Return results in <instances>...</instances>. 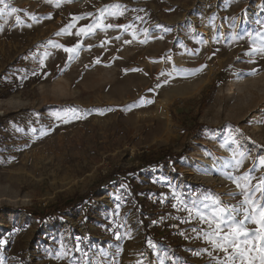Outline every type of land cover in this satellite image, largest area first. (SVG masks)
Instances as JSON below:
<instances>
[{
  "label": "rangeland",
  "instance_id": "rangeland-1",
  "mask_svg": "<svg viewBox=\"0 0 264 264\" xmlns=\"http://www.w3.org/2000/svg\"><path fill=\"white\" fill-rule=\"evenodd\" d=\"M5 2L20 10L0 17V241H6L0 257L5 264H68L54 254L61 243L74 248L79 238L81 248H103L118 264L177 259L211 264L208 255L194 254L210 247L192 231L207 230V224L195 214L185 223L189 213L174 195L211 192L236 205L243 197L227 195L239 193L228 173L241 176L256 168L257 179L264 176V167H257L264 156V55H246L253 46L246 33H255L256 21H264V0H62L60 7L47 0ZM115 4L125 8L110 11H123L122 16L105 14L93 33L76 35L100 18V9ZM75 16L85 18L75 21L71 34L57 35ZM107 24L132 27L106 29ZM144 29L147 43L141 42ZM49 41L79 44L78 55L69 60V53ZM70 107L87 118L56 119ZM187 146L182 157L128 178L151 213L145 234L135 203L120 192L112 174L140 165L144 152L170 147L178 153ZM241 151L246 158L240 168L224 167ZM76 194L87 195L90 204L51 221L24 210H44Z\"/></svg>",
  "mask_w": 264,
  "mask_h": 264
},
{
  "label": "snow or ice",
  "instance_id": "snow-or-ice-1",
  "mask_svg": "<svg viewBox=\"0 0 264 264\" xmlns=\"http://www.w3.org/2000/svg\"><path fill=\"white\" fill-rule=\"evenodd\" d=\"M48 3L55 2L56 7H60L62 0H47ZM63 2L71 3L72 0H63ZM0 17L5 15L11 16L13 13H17L20 10L11 7L9 9L8 3L5 0H0ZM124 9L125 6L121 4L109 5L100 9V18L92 24H88L81 27L76 33L77 36L83 35L88 36L93 33L97 27L101 26V20L107 16L119 15L122 16L123 11L119 13H113L110 9ZM6 10H8L6 12ZM91 15V14H88ZM17 23L21 22V17L17 15ZM32 19H36L33 15ZM84 16L73 17V23L66 26L65 29H61L57 35L64 34L75 26V21L84 19ZM137 19H143L142 17H137ZM215 17L212 18L214 21ZM258 25L255 33L247 32L246 35L253 37L252 48L246 53L249 57L264 55V31H261V27H264V21L257 20ZM106 29H111L114 27H122L125 30L132 27V25H113L107 24L104 26ZM156 27H163L162 25H157ZM3 29L0 28V31ZM165 31H171V29L166 28ZM135 36V32L132 33ZM144 34L146 39L141 41L142 43H147L148 29H144ZM161 39L163 37H160ZM131 41H125V43H130ZM52 47L62 48L66 53H69L68 59H73V54L78 55L79 44L73 47H66L62 44H55L52 41L48 42ZM49 53L45 52L44 56L47 57ZM170 58V57H169ZM97 63H99V58H97ZM39 64L43 65L44 60H39ZM127 71V70H126ZM35 74V72L33 73ZM151 102V101H148ZM145 100L141 98L139 104H144ZM113 109H108L112 111ZM98 114L103 115L104 111L97 109ZM87 113L81 114V110L70 107L63 115L57 114L56 119L61 120L63 123H70L73 120L86 119ZM32 131L35 133L37 129L33 128ZM47 134L42 132L41 135ZM239 156V158H237ZM246 158V154L241 151L239 153L234 152L231 161L226 163L224 167L226 168H240L243 164V160ZM264 167V156L258 157V166ZM257 169H249L248 172L241 176H234L228 173V178L235 183L239 193H228L227 195L235 196L241 195L243 199L236 205L225 203L221 200L220 195L216 193L206 192V193H177L174 198L177 203L183 208V210L189 213V219L185 220V223H189L193 214L195 217L204 224H207V230L203 228H193L192 231L196 233V238H203L204 242L210 245L209 248H204L202 252H194L195 255L206 254L209 256L211 264H264V176L257 177L254 172ZM256 181V183H253ZM185 198H181V197ZM190 197V200L187 198ZM249 225H254V227H249ZM116 239L119 240L121 237L119 233H115ZM6 243V241H0V244ZM83 243V238H79L75 241L74 248H65L63 243H61L60 248L57 253L54 254L56 259H68V264H118L115 256L111 255L107 250L103 248H98L94 252L91 246L86 248H81L80 245ZM148 246L154 250H157L159 255V250L157 245L151 240H148ZM112 246L109 245V248ZM117 252L119 255L122 249L119 245H116ZM222 252L224 255H213V253ZM79 253V255H76ZM167 258V257H166ZM0 264H5L3 257H0ZM139 264H143L140 261ZM159 264H164L161 260ZM172 264H180L179 260L172 261Z\"/></svg>",
  "mask_w": 264,
  "mask_h": 264
},
{
  "label": "trees",
  "instance_id": "trees-1",
  "mask_svg": "<svg viewBox=\"0 0 264 264\" xmlns=\"http://www.w3.org/2000/svg\"><path fill=\"white\" fill-rule=\"evenodd\" d=\"M185 147L180 152H174L170 147H161L158 150L152 152H144L141 155V163L135 167H128V168H119L112 174V179L117 184V188L120 192L127 198H130L135 203L134 210L136 212V217L138 221L141 223V226L144 229V233L148 234L149 229V220L148 214H151L148 209L143 205V198L138 194V190L134 183L128 180L130 176L139 175L144 170H151L160 167L161 165L165 164L166 162L173 161L182 157L186 149ZM102 180H99L97 185H101ZM90 204L89 199L87 200V195H73L64 199H59L55 203L49 205L44 210L25 208L24 210L29 211L36 219L39 221H51L56 219L60 215H64L70 210H73L79 206L83 209ZM148 238V236H147ZM88 244L87 242L85 243Z\"/></svg>",
  "mask_w": 264,
  "mask_h": 264
}]
</instances>
